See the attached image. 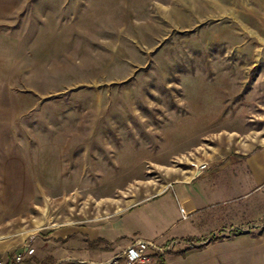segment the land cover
<instances>
[{"label": "rangeland", "instance_id": "rangeland-1", "mask_svg": "<svg viewBox=\"0 0 264 264\" xmlns=\"http://www.w3.org/2000/svg\"><path fill=\"white\" fill-rule=\"evenodd\" d=\"M0 118V254L197 176L164 264H264V0H0Z\"/></svg>", "mask_w": 264, "mask_h": 264}, {"label": "crops", "instance_id": "crops-1", "mask_svg": "<svg viewBox=\"0 0 264 264\" xmlns=\"http://www.w3.org/2000/svg\"><path fill=\"white\" fill-rule=\"evenodd\" d=\"M243 155L258 161L264 155V143ZM196 177L177 180L161 194L126 208L111 221L54 229L49 238L56 248V263L78 259L92 264H110L137 238L157 239L161 244H176L183 250L188 246L186 239L196 233L192 219L202 202L201 197L191 194L190 190ZM168 262L169 259L166 264Z\"/></svg>", "mask_w": 264, "mask_h": 264}, {"label": "built area", "instance_id": "built-area-1", "mask_svg": "<svg viewBox=\"0 0 264 264\" xmlns=\"http://www.w3.org/2000/svg\"><path fill=\"white\" fill-rule=\"evenodd\" d=\"M206 166L202 165L201 170ZM200 170L198 171V173ZM167 248L156 240L135 239L123 253L127 264H164ZM35 248L24 244L20 251L10 255L0 254V264H26V258L33 256ZM116 263V260H114Z\"/></svg>", "mask_w": 264, "mask_h": 264}, {"label": "trees", "instance_id": "trees-1", "mask_svg": "<svg viewBox=\"0 0 264 264\" xmlns=\"http://www.w3.org/2000/svg\"><path fill=\"white\" fill-rule=\"evenodd\" d=\"M190 240H193L192 238H188V239H186V241H190Z\"/></svg>", "mask_w": 264, "mask_h": 264}]
</instances>
